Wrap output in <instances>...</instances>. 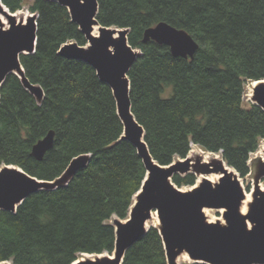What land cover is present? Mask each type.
Wrapping results in <instances>:
<instances>
[{
    "label": "trees",
    "instance_id": "obj_1",
    "mask_svg": "<svg viewBox=\"0 0 264 264\" xmlns=\"http://www.w3.org/2000/svg\"><path fill=\"white\" fill-rule=\"evenodd\" d=\"M12 12L22 0H1ZM37 46L21 56L28 80L45 94L38 101L16 75L0 90V169L15 166L38 180L55 181L71 162L89 155L66 185L29 196L16 212L0 211V263L73 264L80 254H112L111 220L128 218L146 177L136 148L121 140L123 124L111 88L81 60L59 54L85 35L67 8L34 0ZM99 23L128 29L141 52L129 72L132 112L145 130L152 157L162 166L185 159L191 146L221 154L241 177L264 140V111L244 106L247 82L264 80V0H99ZM164 22L199 45L193 58L144 43V33ZM54 131L53 147L39 161L33 146ZM177 187L194 186V174H176ZM124 264H168L157 228L136 242ZM201 264V263H191Z\"/></svg>",
    "mask_w": 264,
    "mask_h": 264
},
{
    "label": "water",
    "instance_id": "obj_2",
    "mask_svg": "<svg viewBox=\"0 0 264 264\" xmlns=\"http://www.w3.org/2000/svg\"><path fill=\"white\" fill-rule=\"evenodd\" d=\"M68 9L72 21L77 24L87 40L86 46L75 42L63 45L59 54L71 60H81L92 66L101 82L107 84L114 95L118 116L123 124L121 140L130 142L141 157L146 177L141 189L133 198L128 218L116 219L115 250L112 254H80L84 259L73 264H124L126 252L150 229L147 225L156 212L168 264H178L180 255L186 253L191 263L201 264H264V190L257 183L253 201L246 215L241 205L246 197L236 174L228 171L223 161L212 166L198 164V175L220 174L213 185L205 179L190 191H183L172 181L174 175L188 174L192 169L189 155L169 166L160 165L151 155L145 141V130L132 112L129 72L141 52L129 44L128 29L102 26L98 19L99 0H52ZM1 17L6 18V28ZM38 18L32 14L25 22H18L0 0V90L9 75H16L23 86L38 101L45 94L39 85L32 84L25 75L21 56L33 54L37 46ZM98 27V34H94ZM144 43L150 41L169 47L174 57L193 58L199 45L184 30L161 22L148 28ZM253 90V105L264 111V80ZM54 131L38 141L32 156L41 161L53 147ZM197 146V145H196ZM260 150V151H259ZM257 155V180L264 179V151ZM213 154V153H210ZM255 154V153H254ZM90 160L89 155L75 158L66 172L55 181L38 180L15 166L0 169V211L16 212L31 195L54 190L66 185ZM204 209H223L225 224L209 222ZM249 225L252 227L249 228ZM2 262L0 264H8Z\"/></svg>",
    "mask_w": 264,
    "mask_h": 264
},
{
    "label": "rangeland",
    "instance_id": "obj_3",
    "mask_svg": "<svg viewBox=\"0 0 264 264\" xmlns=\"http://www.w3.org/2000/svg\"><path fill=\"white\" fill-rule=\"evenodd\" d=\"M34 0H22V9L19 10L18 12L15 13L16 15V19L18 22H25L27 20V18H29L30 15H32L33 13H31L30 11V7L32 6ZM5 23L4 25L6 26V28H9V23L5 18ZM253 82H247L244 86L245 89V94H244V98H243V103L244 106L246 108H248L249 106L253 105V101H252V96H251V86H252ZM264 142V140L262 141V143ZM261 143L260 148L263 147V144ZM194 147H198L196 145L193 144V147L191 146V150ZM190 150V152H191ZM199 150L210 154L209 152L204 151L203 149H201L200 147H198V149H194V153L192 154V156L190 157V161L192 162V169L188 174H194L196 177V183L195 185H198L199 182V170H198V164L202 163V164H208L209 166H212V163L215 161H223L221 154H211L210 157L206 160L205 156H207V154H202L199 152ZM260 151V150H259ZM258 151V152H259ZM189 152V155H190ZM257 152V153H258ZM257 153L250 155V160H249V167H250V173L248 176L246 177H241L235 170H232L234 174H236L237 178L240 181V184L244 190L245 193L248 194H253L254 193V189H255V185L258 183L259 185H261L262 188H264V179L263 180H257V176H258V161H257ZM179 159H176L175 161H177ZM224 162V161H223ZM226 164V163H225ZM187 174H182V176H185ZM219 181V180H218ZM175 185V184H174ZM194 185V186H195ZM177 187V185H175ZM194 186L188 187V186H184L182 188H179L183 191H190ZM252 201H253V197H252ZM251 201V202H252ZM249 209V207H248ZM209 214L210 216H206V219L209 220V218L213 219L215 222H218L219 220L225 224V219H224V213L225 211L223 209L220 210H214V209H209ZM156 213V212H153ZM158 217V215H156ZM117 219V217H114L111 220V223L114 224L115 220ZM156 225V224H155ZM153 222H149V227H154L155 226ZM159 226V222L157 224L158 227ZM82 258V256L80 255L78 259ZM168 262V261H167ZM8 264H12L11 262H9ZM189 264V263H188Z\"/></svg>",
    "mask_w": 264,
    "mask_h": 264
},
{
    "label": "bare ground",
    "instance_id": "obj_4",
    "mask_svg": "<svg viewBox=\"0 0 264 264\" xmlns=\"http://www.w3.org/2000/svg\"><path fill=\"white\" fill-rule=\"evenodd\" d=\"M16 16V15H15ZM1 20L5 23L6 21H5V18L4 17H1ZM98 27H95V30H94V34H98ZM259 83H257V82H253L252 83V86H251V96L253 95V90H254V88L258 85ZM263 144V147L261 148L262 149V151H264V142L262 143ZM192 147H193V145H192ZM194 149H198V147H194L192 150H191V152H190V155H189V157H191L192 156V154L195 152L194 151ZM199 152L200 153H202V154H205V152H203V151H201V150H199ZM207 154V156H205V159L207 160L209 157H210V155L211 154H208V153H206ZM205 154V155H206ZM263 158H264V155H263ZM224 163V166L227 168V164H225V162H223ZM228 171H230V172H232L233 173V171L229 168L228 169ZM221 178V175L220 174H210V175H200L199 176V182H198V184H200L203 180H205V179H207V180H209L213 185H215L217 182H218V180ZM260 188L262 189V190H264V188H262L261 187V185H260ZM252 197H253V194H248V193H246V197H245V199H244V201L242 202V205H241V213L243 214V215H246L247 213H248V207H249V205H250V203H251V201H252ZM209 209H204V214L206 215V216H210V214H209ZM157 215V213H152V217H151V219L148 221V223H147V225L149 226V222H153L154 223V225L155 226H157V224H158V222H159V218L156 216ZM209 222H215L213 219H211V218H209V220H208ZM219 222H221L220 220H219ZM222 223V222H221ZM223 224V223H222ZM84 258L82 257V258H80L79 260L81 261V260H83ZM177 262H178V264H188L189 262H191V260H190V258H189V256L186 254V253H183L182 255H180L179 257H178V260H177Z\"/></svg>",
    "mask_w": 264,
    "mask_h": 264
},
{
    "label": "snow or ice",
    "instance_id": "obj_5",
    "mask_svg": "<svg viewBox=\"0 0 264 264\" xmlns=\"http://www.w3.org/2000/svg\"><path fill=\"white\" fill-rule=\"evenodd\" d=\"M252 226L251 225H249V228H251Z\"/></svg>",
    "mask_w": 264,
    "mask_h": 264
}]
</instances>
